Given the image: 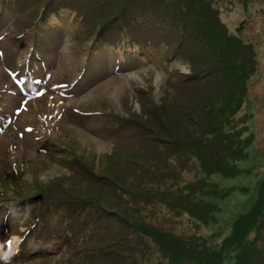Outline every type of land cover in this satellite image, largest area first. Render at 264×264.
Returning <instances> with one entry per match:
<instances>
[{
  "label": "rangeland",
  "instance_id": "1",
  "mask_svg": "<svg viewBox=\"0 0 264 264\" xmlns=\"http://www.w3.org/2000/svg\"><path fill=\"white\" fill-rule=\"evenodd\" d=\"M93 1L98 8L94 9L95 11L91 16H97L96 13L102 7H105V4L103 0ZM191 1L194 2L197 10L199 9L198 16L195 12L191 15L187 9L182 8L180 2L177 4L171 2V0H166V3L168 5L173 4L178 11H182L183 17L180 16L181 19L183 18L184 22L191 28L193 27V22L190 20L191 16L194 18L199 17L201 21L207 23H210V20L217 19L219 23H216L224 28L220 31L221 35L226 34L223 26L225 25L228 27V33L230 32L231 35H237L242 39L241 48L237 46L240 55L237 53L234 55L227 49L223 57L221 56L222 58L220 57L221 51L223 52L222 41H215L214 51L213 48L208 51L211 54L210 58L215 62L212 63L215 64L217 72L223 74L218 76V73H216L217 77L213 74V79L205 80L207 86L201 85L198 89L191 90L192 92L188 87L195 88L196 85L195 82L190 81V83H187L185 81L187 75L185 72L188 71L185 64L189 62L185 56L191 57L190 53L196 55L197 61H200L197 62V66L196 64H189V67L195 71L202 69L201 67L208 69L213 67L211 61L208 59L203 60V53L196 54L198 50L197 48L193 49L194 42H189L190 46L188 48L184 47L182 50H178L173 56L174 45L172 41H169L161 49L159 58L155 62L145 63L134 71L120 72L114 68V63L118 59L116 50H112V52L97 51V49H101V43L94 38L95 50L89 54L91 66H94L96 61L101 58L106 67L98 66L93 69L88 67L89 70L84 72L86 63L84 47L89 44L88 32L86 31V28L90 27L89 23H86L83 27L85 36H82L80 30L75 31L69 28L67 23L60 25L59 17L53 15L51 18L54 24L47 29L42 28L36 39L27 34L17 38L15 35L17 33L15 19L10 16L3 17L0 20V90L7 92L11 88H22L21 78L16 74L17 68L30 57L32 52L42 57L44 66H41L37 74L40 80L36 92L23 95L21 90H16L17 93L14 95L4 94L10 100L7 102V106L8 112L11 114L4 120L3 127L0 129V188L3 184L9 187L11 184L16 183L25 187L23 192L28 187L29 189L32 187L33 195H36L34 193L38 190L34 183L39 182L41 185L44 183L45 186L53 179V182L56 180L65 181L73 175L71 170L66 168V163H63L60 155L67 158L73 156L79 162L76 163L79 168H82L81 165L84 164L87 172L88 168L91 167L94 175L105 173L113 179L115 173L120 169H111L112 166L108 162L123 156L119 148L125 145V142L120 140L115 142V149H113L109 161L98 160L89 147L93 145L97 156L109 154V150L113 148V142L106 139L110 138V131L105 130L104 127L117 120L116 115L128 120L120 123L119 133L117 134H120L123 139H127L122 134L125 129L130 130L129 145L139 139L143 141L144 146L150 144L153 139H155L154 141L156 139H159V141L160 139L164 140L168 137L166 135L168 127L165 128L164 124L168 126V122H164L163 126H160L156 125L154 121L150 122L148 118L144 119L151 127H154L150 129L148 124H145L142 120L140 121L145 110L163 104V90L170 86L174 90L177 88L181 92L180 94L190 91V95H184L188 96L184 100V105L195 99L194 95H208L210 92L216 94L217 91L224 94L221 89L222 86L227 83L233 84L234 80L225 77L229 71L222 67H225L228 64L227 61H229L232 63L230 68L234 66L237 68L242 63L246 64L247 62L248 64L249 58H251L250 66L247 67V65L244 72L242 70H240L242 72H236V69H233L236 74L241 75L238 78L241 83L240 88L247 89L246 97L248 98L242 106L241 117L249 115L248 127L244 131V136L249 137L252 141L248 147V153L242 159L241 155L238 157L237 166L240 170L235 176L221 173L213 176V181L218 187L226 191L224 197H211L209 199L215 202V208H218L216 221L210 223L212 225H205L197 222L194 218H189L188 221H185L187 225L178 227L177 231L184 233L182 229L187 227L188 234L198 236L197 239H193L191 242L207 246L209 251V254H207L210 258L208 260L203 258L201 264H264V226L262 230L260 225L250 229L245 242L242 240L243 235L240 243H235L240 236V230L233 232L234 223L238 217L249 211L250 207L253 206L258 196L259 187H262L264 182V0ZM7 2L15 3L11 6L13 10L10 14L12 15L16 13L15 8L18 9L19 6L30 3L23 2V0H18V2L7 0ZM79 7L80 10L75 12H64L63 16L66 17L67 21H71L74 15H79L85 11L84 9L87 6L79 4ZM43 10L45 12V8ZM25 13H31L35 18L41 16L33 12ZM27 14H25V17ZM95 23H97L96 20L93 22L90 33L93 36H99L100 34L96 35ZM39 25L42 26V23H39ZM167 32L157 34L155 42L161 43L170 40L174 36L180 38L172 23L167 26ZM142 50H145L144 46L133 48L131 55L138 56ZM207 71L209 72V70ZM219 78H222V80ZM227 91L228 89H225V93ZM203 98H209V96ZM145 102H151V104L142 108ZM133 111L138 113L139 116L134 117ZM222 113L224 114V111ZM55 121H57L56 128H54ZM240 121L243 122L244 117ZM137 128L142 131L139 136L135 135L140 133ZM53 143L57 145L63 143L69 146L73 144V148L72 150L61 148L55 151L56 146ZM178 143L175 145L181 147V143ZM165 145L171 144L165 143ZM144 148L146 149V147ZM182 148L183 146L180 149L181 153L186 152ZM57 152L60 153L59 156L55 154ZM75 153H79V156ZM83 153H87L88 156L82 158ZM92 153L93 158L89 156ZM139 153L140 156L143 155L140 150ZM183 155H185V159L180 161V156H177L174 158V164L179 168L186 167L183 172L189 175L192 173L190 171L192 166L190 155ZM138 160L139 164L135 168L136 171L137 169L142 170V164H144L139 158ZM180 173L178 171V174ZM3 175H9L10 178L3 180ZM129 177H132V181L136 179L134 170ZM72 182L69 181L63 185L70 186ZM170 183L172 184L173 180H170ZM43 187L41 186V188ZM124 188L126 190L120 189L122 193L125 191L122 194L125 196L124 199L120 201L112 199L113 202H104V207L121 213H112L113 215L107 219L115 221L118 217L119 221H115L116 224L122 220L125 236L130 232L132 235L134 232V238L137 239L139 236L138 230H144L142 227L143 217L147 215L155 216L159 214L157 220L160 226L165 227V229L170 228V223L166 217L170 218L172 215H163V213H167V207L171 206L175 207L176 211L180 209L176 207L174 199L173 204L170 205L165 195L157 196L152 201L145 202L146 211L140 212L139 197L129 198L131 197L129 195L131 192L128 190L129 183ZM55 193L61 194L58 199L53 203H48L42 209H38L44 220L47 219V214H51V218H48L47 225H43L40 221L33 227V236L26 243L24 256L1 258L0 264H52L63 260L67 257V253H72L76 249L75 245H68L66 248L63 246L57 220L58 215L55 213V209L59 200L66 201L70 206L65 210L69 214V218L74 220L81 217L85 212L82 204L85 200L70 192L57 191ZM4 198L10 200L8 196ZM126 199H129L127 206L125 205ZM74 210L76 213L70 215ZM168 213H171V211L168 210ZM54 214L55 217H52ZM189 215L188 213L185 214V216ZM7 219L15 224L14 221L17 217L14 215H8L7 217L5 212L0 213L2 228L7 229ZM100 220H102L101 217L92 227L99 226ZM154 224L156 226L157 222H154ZM13 226L14 232L19 231V221L16 220V225ZM196 227L200 229L197 230ZM102 230L103 232L100 235L104 233L109 235L111 230L107 222L102 224ZM214 231H216L215 234L211 235ZM52 235L56 237L54 238ZM10 236L11 233L8 232L2 235L3 239L9 242L8 247H15L14 243H10ZM144 239H147V237H144ZM97 241L101 242L102 237H98ZM164 245L165 242L162 243V247ZM157 249L159 248L149 240V248L146 247V250L135 260L129 257L130 253L126 248L113 247L112 255L101 264L166 263L162 252ZM118 253L119 255H117ZM0 254H4L1 249ZM44 254L48 256L43 257ZM123 254H126L125 262ZM202 255L200 251H188L181 257L171 258L170 264H196ZM118 256L120 257L117 258Z\"/></svg>",
  "mask_w": 264,
  "mask_h": 264
},
{
  "label": "trees",
  "instance_id": "2",
  "mask_svg": "<svg viewBox=\"0 0 264 264\" xmlns=\"http://www.w3.org/2000/svg\"><path fill=\"white\" fill-rule=\"evenodd\" d=\"M16 1L18 2V0ZM27 1H31L34 5L36 4L34 13H36V10L40 11L42 8H45V12L43 10L44 13L38 20H35L34 16L31 18V21L28 19H26L27 22L24 21L23 28H30L36 33H39L41 28H47L50 25V22L47 23V21L52 15L60 14L62 11H78L80 10L79 4L87 6L84 9L85 11L75 16L84 24L89 23L90 27L86 29L89 32V39L92 38L94 41L95 38L101 43V49H97V51L105 50L112 52V50H116V53L121 57L119 60L121 65H126L127 60L132 63L142 61V54L140 53L143 50L139 52L138 56H133L131 55L133 48L140 46L147 48L161 46L170 40L176 43L177 51L182 50L184 47L188 48L190 46L189 42H194L193 49L197 48L198 50L196 54L203 53V60L208 59L211 61L210 63L215 62L210 58L211 54L208 50L213 48L214 51V44L217 40L222 41L223 46V52L221 51L220 57H223L227 49L231 53H234V55L236 53L240 55L237 46L241 48L242 39L237 35L228 33V27L223 25L226 34L221 35L220 31L224 28H221L217 24L219 23L217 19L210 20V23H207L201 21L199 17L194 18L191 16L190 20L193 22V27L191 28L184 22L183 18L181 19L180 16L183 17L182 11H178L173 4L168 5L166 0H103L105 7H102L96 13L97 16H91L95 11L94 9L98 8L93 0ZM171 2H176L177 4L180 2L182 8L187 9L191 15L194 12L197 16L199 14V9L197 10V7L194 6V2L191 0H171ZM18 10H21L20 6ZM94 20L97 22L94 24L96 35L100 34L99 36H93L90 33ZM39 23H42L40 28L36 27ZM170 23L174 25L180 38L174 36L170 40L156 43V35L159 33L165 34L167 26ZM195 43L197 44L195 45ZM88 48L89 54L95 50L93 43ZM190 54L191 57H185L197 66V62L200 61H197L195 54ZM251 60L249 58L248 64L247 62L246 64L242 63L237 68L235 66L230 68L232 63L227 61L228 64L222 67L226 68V71H229L225 77L234 80L233 84L227 83L225 86H222L221 89L224 91V94L217 91L216 94L210 92L208 95H194L196 98L188 102L187 105H184V100L188 97L184 95H190L191 90L198 89L201 85L207 86L205 80L209 78L213 79V74L216 77V73H218V76H222L223 73L217 72L216 66L213 63V67L209 69L201 67L202 69L192 71L186 77L187 83H190V81L195 82V88L188 87L191 92L187 91L185 94H180L181 92L177 88L174 90L173 87H169L166 90V95H164L163 104L145 110L142 113L143 118H140V121L142 120L143 122H145L144 119L148 118L150 122L154 121L156 125L160 126H163L164 122H168V126L164 124L165 128L168 127L166 134L168 137L164 140L160 139V141L159 139H156V141L153 139L151 140L152 143L150 142L146 146H144L141 139L130 145H126V148L120 151L123 154L121 158L108 162L112 166L111 169H120L115 173L113 179L105 173L103 175L100 173L94 175L91 167L88 168L87 172L86 166L82 164L83 170L76 174L72 172L73 176L67 178L65 181L56 180L53 182V179L45 186L44 183L42 185L39 182L34 183L37 190L42 192L44 197L51 196L57 191H62L73 193V195L85 200L82 203L85 212L81 217L72 220L65 227V241H72L76 246L75 252H73V256L68 264H101L112 255L113 247L126 248L130 253L129 257L137 260L146 250V247L149 248V240L159 248L157 250L162 252L166 263L161 264H170L171 258L181 257L188 251H200L203 254L196 264H201L203 258L206 260L210 258L207 246L191 242L193 239L198 238L196 234H188L187 227H183L182 232L184 233H179L177 228L187 225L185 221L189 218H194L197 222L205 225L216 221L218 208H215V202L209 199L211 197H224L226 191L218 187L213 181V176L220 173L235 176L240 170L237 166L238 157L241 155L242 159L248 153L247 150L252 141L249 137L244 136V131L248 127L249 115L245 112L247 116L243 115L244 121H240L242 118V106L248 98L246 97L247 89L240 88L241 83L238 78L241 75L236 74L233 69H236V72H244L245 67L247 65V67L250 66ZM33 61L34 57L31 58L26 66L28 71L27 78L31 76L29 71ZM101 63L100 59H98L94 66H98ZM207 70L212 74L210 75ZM199 78L201 79L193 81ZM219 79L222 80V78ZM225 89H228L227 93H225ZM204 96H209V98H203ZM150 104L151 102H145L142 108ZM222 111H224V114ZM132 114L134 117L139 116L135 111ZM145 124L149 125L147 122ZM149 127L150 129L154 128L150 125ZM107 129H111V125H108ZM137 130L140 133L135 135L139 136L142 131L139 128ZM165 140L172 141L166 142ZM165 143L171 144L173 147H168L171 145H165ZM177 143H181L182 149L186 152L181 153V147L176 146ZM139 150L143 153L142 156H140ZM183 154L190 155L192 163L190 171L192 173L189 175L183 172L186 167L179 168V166L174 164V158L177 156H180V161L185 159V155ZM75 155L79 156V153H75ZM85 156H88L87 153H83L82 158ZM89 156L94 157L93 153ZM138 158L144 164L140 163L143 165V169H137L136 171L135 168L139 164ZM133 170L136 174V179L132 181V177L129 176ZM178 171L181 173L178 174ZM170 180H173L172 184ZM69 181H73L70 186L63 185ZM128 183V190L131 192L129 193L131 196L129 198L139 197L140 212L146 211L145 202L152 201L157 196L165 195L170 205L173 204V199L175 200L176 207L180 209L176 211V208L171 206L167 207L171 213H168V210L167 213H163V215H172L171 219L166 217L170 223L169 229L160 226L157 220L159 214L155 216L147 215L143 217L144 222L142 227L144 230H138L139 236L136 239L134 238V232L132 235L130 232L125 236L123 221L121 220L118 224L115 223V221H119L117 216V220L115 221L107 219L113 215L112 213H121L104 207V202H113L112 199L116 201L124 199L125 196L122 194L125 191L122 190L124 191L122 193L120 189H125L124 186H128ZM41 186L44 187L41 188ZM23 190H25V187L21 184L18 185L17 193L19 197H13L17 198V200L8 202L5 205L7 208H10L9 211H21L23 214L29 211H37V215H40L41 213L38 209H42L48 203H53V201H47L46 198L40 202L32 200V187L30 189L28 187L25 192ZM257 193L258 196L253 206L250 207L249 211L238 217L234 223L233 232L240 230V236L236 239L235 243H240L243 235L242 240L245 242L247 234L253 227L260 225V229L262 230L264 226V182L262 187H259ZM60 195L54 194L56 197ZM128 202L129 199H126V206ZM67 204L69 207L70 204ZM75 213L74 210L70 215ZM186 213L190 215L185 216ZM99 217L102 218L99 226L92 227ZM104 222L109 224L111 230L109 235L107 233L100 235L103 232L102 224ZM154 222H157L156 226ZM196 228L197 230L200 229ZM215 232L211 235L215 234ZM98 237H102L101 242L97 241ZM144 237H147V239H144ZM163 242H165V245L162 247ZM85 253L89 254L88 257L85 256ZM176 254L179 256H171ZM122 256L125 262L126 254ZM156 264L158 263L156 262Z\"/></svg>",
  "mask_w": 264,
  "mask_h": 264
}]
</instances>
